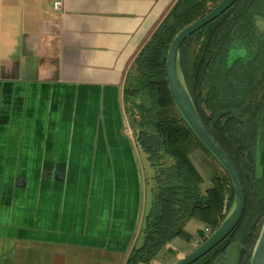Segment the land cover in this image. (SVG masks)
<instances>
[{
    "label": "crops",
    "instance_id": "obj_1",
    "mask_svg": "<svg viewBox=\"0 0 264 264\" xmlns=\"http://www.w3.org/2000/svg\"><path fill=\"white\" fill-rule=\"evenodd\" d=\"M175 1L0 0V264H125L140 242L152 170L125 80ZM187 226L171 264L205 236Z\"/></svg>",
    "mask_w": 264,
    "mask_h": 264
},
{
    "label": "trees",
    "instance_id": "obj_2",
    "mask_svg": "<svg viewBox=\"0 0 264 264\" xmlns=\"http://www.w3.org/2000/svg\"><path fill=\"white\" fill-rule=\"evenodd\" d=\"M221 1L176 0L127 72L125 109L152 173L140 242L125 264L155 263L162 249L175 253L176 238L195 243L185 230L191 220L205 225L204 242L235 203L231 178L178 111L168 81L175 37ZM180 66L199 115L235 164L245 189L238 226L193 264H250L264 224V0H238L190 36L182 44ZM196 150L224 171L205 188Z\"/></svg>",
    "mask_w": 264,
    "mask_h": 264
},
{
    "label": "water",
    "instance_id": "obj_3",
    "mask_svg": "<svg viewBox=\"0 0 264 264\" xmlns=\"http://www.w3.org/2000/svg\"><path fill=\"white\" fill-rule=\"evenodd\" d=\"M238 0H222L207 15L183 29L174 39L168 54V81L174 103L198 139L223 167L235 189V203L223 223L204 242L175 264H193L219 244L235 230L245 210V189L240 174L227 154L215 141L205 126L186 85L180 66L182 44L193 34L221 17ZM250 264H264V224L253 251Z\"/></svg>",
    "mask_w": 264,
    "mask_h": 264
},
{
    "label": "rangeland",
    "instance_id": "obj_4",
    "mask_svg": "<svg viewBox=\"0 0 264 264\" xmlns=\"http://www.w3.org/2000/svg\"><path fill=\"white\" fill-rule=\"evenodd\" d=\"M194 159L197 162V165L199 167V171L201 172V174L204 178V186H203L204 188L206 186L207 187L209 186V183H210L209 180L212 178L213 175H215L217 173L224 174V171L221 169V167H219V165H217V163H215L212 159L207 157L201 150L195 151ZM188 223H187V225H188ZM195 223H197V222H195ZM186 226H185V229H186ZM187 228L190 231L192 230V226H190V225L187 226ZM178 242H177V247H179L181 249L180 250L181 252H185L186 249L184 248V246L181 245L183 243L182 242L178 243ZM156 258H158V260L161 261V263H163V264H171L170 258H173V256L169 253H167V254L161 253V250H160V251H158ZM232 258H234V254H233Z\"/></svg>",
    "mask_w": 264,
    "mask_h": 264
},
{
    "label": "built area",
    "instance_id": "obj_5",
    "mask_svg": "<svg viewBox=\"0 0 264 264\" xmlns=\"http://www.w3.org/2000/svg\"><path fill=\"white\" fill-rule=\"evenodd\" d=\"M60 5H61V2H56L55 3V7L56 8H58ZM207 233L210 235L211 234L210 230H207Z\"/></svg>",
    "mask_w": 264,
    "mask_h": 264
}]
</instances>
